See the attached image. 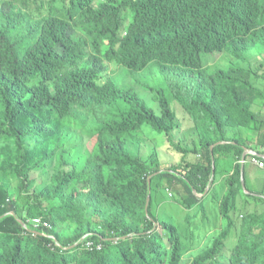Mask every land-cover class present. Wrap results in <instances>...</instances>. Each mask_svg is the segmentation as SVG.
<instances>
[{"label": "trees", "instance_id": "obj_1", "mask_svg": "<svg viewBox=\"0 0 264 264\" xmlns=\"http://www.w3.org/2000/svg\"><path fill=\"white\" fill-rule=\"evenodd\" d=\"M112 3L0 0V264H264V0ZM155 68L201 71L168 86L199 138L165 169L144 131L188 129L119 81Z\"/></svg>", "mask_w": 264, "mask_h": 264}, {"label": "rangeland", "instance_id": "obj_2", "mask_svg": "<svg viewBox=\"0 0 264 264\" xmlns=\"http://www.w3.org/2000/svg\"><path fill=\"white\" fill-rule=\"evenodd\" d=\"M107 0H95V6L99 2H105ZM110 7H114V3H112V0H108ZM119 1V0H117ZM125 14L128 16V20L130 21V17L132 13L130 11H126ZM127 37H124V40ZM221 58L220 54H211L207 55L206 59L207 62L212 64L219 60ZM249 59L256 71H258L259 75L262 77V81L264 82V58L259 57L257 60L253 58L252 55L249 56ZM222 65H228L227 61H223ZM112 65H110L111 68ZM242 66V63H239L237 66V71H239V68ZM114 70L116 72H119V67L114 65ZM201 71H185L182 70L180 72H177L176 74H165L160 73L157 68H155L152 71H142L140 73H130L127 72V74H124L122 78L119 79L120 83L130 85L133 87V89L140 95L143 102L147 103L155 112L157 116H160V108H159V97H163L169 102V107L175 111L180 124V129H188L189 132H178L177 130H174L175 132L170 137H166L163 134H159L155 131H150V129H146L143 133V135L147 138L145 142V146H142V153L141 156L146 158L148 156V151L150 154H152L153 151H156L157 160L159 163V167L161 169H165L167 167H173L176 165H181L183 162V154L181 152V149L185 148H192L193 147V141L198 140V129L196 126L192 125V121L185 115L183 112V109L180 108V106L177 104L176 101L172 100L168 95V86L169 85H179L183 83V76H199ZM127 75V76H126ZM125 76V77H124ZM164 76L170 77V79H164ZM175 76H179L178 78ZM187 83L193 84L196 83L197 80L190 78L186 80ZM159 96V97H158ZM206 122L211 123L210 119L206 118ZM181 140H187L188 145L182 144V146H179V141ZM191 142V143H190ZM93 141L89 144V146H92ZM189 146V147H188ZM194 156L192 154H188L186 156V159L193 160ZM250 167V175L253 178H256L260 174L258 172L263 169H259L256 166L252 164H248ZM256 169H255V168ZM232 168V164L230 165L229 169ZM242 181V179H241ZM260 182V184H259ZM249 185L252 188L259 186L257 189L261 188V181L259 180H250ZM244 189V188H243ZM246 191V190H244ZM249 194V191H248ZM169 193V197H170ZM158 206L160 208L158 210H161L162 208H165L164 213L162 214L163 219L167 220V215L170 216L171 220L175 224H180L179 219L180 217H183L186 215L185 212H183L182 207H176L174 205V202L171 201H165L169 200L168 197L165 198V196L158 194L156 196ZM255 212H263L256 210ZM163 235H165V231L162 232Z\"/></svg>", "mask_w": 264, "mask_h": 264}, {"label": "clouds", "instance_id": "obj_3", "mask_svg": "<svg viewBox=\"0 0 264 264\" xmlns=\"http://www.w3.org/2000/svg\"><path fill=\"white\" fill-rule=\"evenodd\" d=\"M263 112H264V108H263ZM256 154H257V153H256ZM256 154H255V152H254L253 155H254L255 157H257L259 160L264 161V158L258 156V155H262V154H257V155H256ZM250 161H251V159H248V162H247V163L251 164ZM241 164H242V161H241ZM244 164H246V162H245ZM252 165H253V164H252ZM254 166H255V165H254ZM244 167H245V166H244ZM256 167L259 168V169H264V168H260V167H258L257 165H256ZM36 219H40V220H41V218H35V219L33 220V224H34V227H35V228H42V225H43L45 228H47V229H51V225H50L49 223H47L48 225L45 226V225H44L45 223H43L42 220H41V223H40L39 225H37V224L35 223V220H36Z\"/></svg>", "mask_w": 264, "mask_h": 264}, {"label": "built area", "instance_id": "obj_4", "mask_svg": "<svg viewBox=\"0 0 264 264\" xmlns=\"http://www.w3.org/2000/svg\"><path fill=\"white\" fill-rule=\"evenodd\" d=\"M250 163L253 164V165H255V166L257 165V166L260 167V168H264V161L259 160V159H258L257 157H255V156L251 159ZM35 223H36L37 225H39V224L41 223V220H40V219H36V220H35ZM44 225L47 226L48 224L45 223Z\"/></svg>", "mask_w": 264, "mask_h": 264}, {"label": "crops", "instance_id": "obj_5", "mask_svg": "<svg viewBox=\"0 0 264 264\" xmlns=\"http://www.w3.org/2000/svg\"><path fill=\"white\" fill-rule=\"evenodd\" d=\"M253 147H254V143L251 142V143H250V149H248V151H247V152H248L247 155L254 154V152L257 153V154H260L258 150H262V151L264 150L263 148L259 147L257 151H253V150L251 149V148H253ZM248 164H249V163H248ZM248 170H249V172H250V167H249V165H248ZM87 245H88V246H93L94 244H93L92 242H87ZM97 246H98V247H101L100 244H98Z\"/></svg>", "mask_w": 264, "mask_h": 264}, {"label": "water", "instance_id": "obj_6", "mask_svg": "<svg viewBox=\"0 0 264 264\" xmlns=\"http://www.w3.org/2000/svg\"><path fill=\"white\" fill-rule=\"evenodd\" d=\"M247 151H248V150H245L244 153H243V155H242L241 174L244 173V163H245V157H246V155H247V153H248ZM255 154H256V153H255ZM256 155H257V154H256ZM258 156L264 158V155H258ZM148 202H149V199L147 200V205H148Z\"/></svg>", "mask_w": 264, "mask_h": 264}]
</instances>
